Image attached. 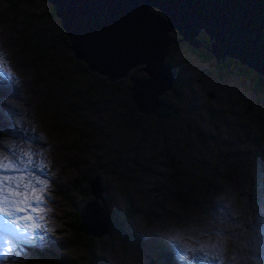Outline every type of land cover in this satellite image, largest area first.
I'll return each mask as SVG.
<instances>
[{"label": "rangeland", "instance_id": "1", "mask_svg": "<svg viewBox=\"0 0 264 264\" xmlns=\"http://www.w3.org/2000/svg\"><path fill=\"white\" fill-rule=\"evenodd\" d=\"M68 43L49 0H0V53L4 54V60L15 64L19 79L17 95L13 94L10 100L5 87L13 84V79L5 77L3 82L0 81V102L5 100L4 103L16 107L0 106V143L12 140L13 129L9 122L11 116L20 111V121L27 128L26 135L15 139L20 145L28 144L34 137L42 139L49 145L50 157L44 168L33 164L32 168L23 170L22 159L16 162L14 158V164L9 162L5 151L11 147H0V164H9L8 170L20 173L33 194L39 191L45 194L35 207L36 217L31 216L32 219L27 221L24 218L30 226L39 224L38 228L20 234L28 239L22 240L0 228V264H85L87 258L83 255L91 248L96 250L95 264H137L144 259L145 251L153 252L149 243L154 239H174L176 246L177 237L184 241L186 236L192 239L189 234L195 235L198 226L217 220L210 215L204 217L206 212L203 210L216 198L233 203L228 216L230 223H219L221 227H233L228 252L220 264H225L234 255L237 237H240L239 249L251 238L258 240L257 236H262L259 232L264 229V211L260 208L257 190L264 189V87L257 90L252 86L253 82L235 68L219 67L213 62V56H201L184 47L174 55L181 86L178 85V92L173 94L180 95V99L169 98L172 92L164 91V99H172L178 107L175 119L169 117L171 113L159 116L147 112L165 120L168 133H159L142 118L138 122L131 119L124 122L130 111L125 103H133L127 88L128 76L114 79L111 85L106 74L90 69L83 60L76 58ZM228 58L240 63L234 57ZM133 69L132 73H143L139 66ZM190 72L196 76L186 81ZM208 93L212 94L206 96ZM185 118L195 125L194 134L186 132ZM145 120L151 123L152 118ZM173 121L174 126L169 128ZM176 132L178 139L174 143ZM140 135L143 139L138 144ZM165 135L170 145L172 142L179 147L169 150L172 164L164 156ZM180 140H187L189 152L182 150ZM93 160L102 167H93ZM200 161H211L218 166L222 162L225 170L217 172L222 177L214 178L219 189L211 192L213 194L207 196L205 202H199L200 195H196V203L186 205L188 199L178 200L172 194L167 177L174 190L179 187V180L167 172L171 165L179 167L177 176L185 180L197 170L202 174L212 173L197 166ZM2 168H6L5 165ZM6 171L0 172V178L13 177L14 174ZM79 173L89 177L98 174L106 183L103 196L115 203L119 216L130 218L127 223L131 228L125 235L114 233L112 225L100 236L71 235L68 224L73 217L71 200L78 204L93 198L86 180L82 183L85 195H76L71 190ZM41 181L46 185L43 190ZM242 189L245 190L243 194ZM63 190H66V198L59 195ZM69 193L73 195L69 196ZM238 194L242 202L236 201ZM22 195L18 202L22 201ZM161 198L166 199L162 201ZM122 204L130 207L124 215L120 210ZM19 208L23 207L20 205ZM148 208L152 209V221L143 222L141 213ZM43 216L45 219L40 223ZM115 219L121 222V219ZM215 224L218 223H212ZM219 237L223 239L222 235ZM219 237L210 241L215 248L221 244ZM142 243L148 247L141 246ZM203 254L215 257L217 251ZM61 256L68 257L66 263L59 262ZM196 256L195 264H216L215 258ZM175 258L178 263L184 262L186 254L178 249Z\"/></svg>", "mask_w": 264, "mask_h": 264}, {"label": "water", "instance_id": "2", "mask_svg": "<svg viewBox=\"0 0 264 264\" xmlns=\"http://www.w3.org/2000/svg\"><path fill=\"white\" fill-rule=\"evenodd\" d=\"M49 1L70 40L69 48L90 69L115 78L141 64L147 75L130 74L128 87L140 111L167 115L159 94L170 89L175 78L163 62L173 29L180 40L209 50L216 61L234 57L264 75V0ZM88 185L93 198L80 207L79 228L99 236L110 227L104 185L98 174ZM146 264L156 263L150 259Z\"/></svg>", "mask_w": 264, "mask_h": 264}, {"label": "trees", "instance_id": "3", "mask_svg": "<svg viewBox=\"0 0 264 264\" xmlns=\"http://www.w3.org/2000/svg\"><path fill=\"white\" fill-rule=\"evenodd\" d=\"M52 11L54 12V7L53 6H52ZM200 36L202 37V35H200ZM67 41L70 42L68 37H67ZM168 58H169V55L167 54L165 56L164 60H163L164 64H166L171 70L175 71L176 68L174 67L173 63H170L168 61ZM139 67L141 69V66H139ZM130 70L133 71L134 69H130ZM135 74H137L138 76L141 75V74L147 75V73H145V71H143V73L141 72V73H135ZM143 75H141V76H143ZM124 77H126V76H124ZM119 78H121V77H119ZM128 78H129V84H128L127 88L131 84V79H130V77H128ZM107 80L110 82L111 85L114 84L113 82H111V81H114V79L110 80V79L107 78ZM172 87L174 88L173 85H172ZM128 90L130 92L129 88H128ZM169 91H167V92H169ZM176 91H178V89H176ZM164 93L165 92H162L161 94H159V98L162 99L163 102L167 104V106L169 108L168 115L171 113L169 115V117L170 118L173 117L175 119L178 107L175 106V102L172 99H169V100L168 99H164ZM169 98H174L175 100H179L180 99V95H177V94L175 95L173 93L172 94L170 93ZM125 99L126 98L124 97L123 100H125ZM130 99L132 100L131 96H130ZM132 102H133V100H132ZM125 104H127V106L129 107V110H130L128 112L127 116L124 119L125 123L127 122L128 119H131L134 122H138L142 118V120L144 122H146L148 125H150V127L157 128L159 130V133L160 132H162V133H166L167 132V129L164 127L165 126V120L157 118V116L154 115V114L150 115V113L138 110L136 105L134 104V102L129 104L128 101H127V103H125ZM171 109H174L173 112H172ZM147 117L152 118L151 123H149L148 121L145 120V118H147ZM165 118H166V116H165ZM174 123H175V121L172 122V124L169 126V128H172L174 126ZM184 128H185V130H186V132L188 134H194L195 133V125L188 118L184 119ZM177 132L175 134L174 143L176 142V139H178L177 138ZM142 139H143V135H140V138L137 140V143L140 144L142 142ZM164 139H165L164 145H163L164 156L167 157L168 159H170V162L172 164L173 163V158L171 157L169 150L171 149V150L174 151L175 149H177L175 147L177 145L173 144L172 142H171V145H170L168 143L169 139L167 140V135L164 136ZM180 141L183 143L182 150L183 149L187 150V147H186L187 143H185L187 140H184V141L180 140ZM178 149H179V147H178ZM187 152H189V151L187 150ZM182 155H185V154H182ZM221 163H219V166H220L219 167L218 164L213 165L211 161H207V162L200 161L199 165H197V166H201L204 169H209V170H211L212 173L207 175V174H202V172L198 173V170H197L195 172V174L194 173L192 174L191 178H188L189 180H185L181 176H177L180 168L176 167L174 165H171L170 166V170H168L167 173L172 178H177L179 180V187L174 190V188L171 187V183H170L169 178L167 177L168 186H169V188L171 190H173L172 194L174 196L176 195V198L178 200H182L183 198L188 199L189 201L186 202V205L187 204H191V203L195 204L196 203V199H198L196 197V195H200V197L198 199L199 202H202V200L205 202L206 197L209 196L210 194H213L211 192L217 191L219 189V185L214 184V178L216 176L222 177L221 174L219 175L217 173V172H219V169L221 170V173L225 170V168H223L221 166ZM92 165H93V167H97L98 166L97 168H101L102 167V165H99V163L94 162V160H93V164ZM193 166H195V165H193ZM98 170H101V169H98ZM95 175H93V176H95ZM93 176L89 177V176L83 175L82 173H79L77 175V177H76L77 179L76 180L74 179V181H73V185H72L71 190H74V193L76 195H80V196L81 195L83 196V194L85 195V192L83 191L84 187L82 186V183H83V181L86 180L87 188L89 190L88 182H89L90 178L93 177ZM185 176H187V173H185ZM183 179H184V181H183ZM100 181H101V183L104 186L106 185V183H103L104 181H102V180H100ZM81 190H82V192H81ZM257 190L259 191V195H260V197L258 196L259 205H260L261 209L264 211V189L261 191L260 189L257 188ZM244 192H245V190L242 189V194ZM60 194H61V196L63 198L67 197L66 190L65 191L64 190L61 191L59 193V195ZM70 195H73V194L69 193V196ZM220 198H223V197H220ZM165 199L166 198H161L162 201H164ZM239 199L241 201L240 194L236 195V201H239ZM86 201H88V200H83V201H81L80 203L77 204L75 201L71 200V203L73 204V206H72L73 217L70 220V222H68L69 228L72 231L71 235L76 233V234L88 237L87 234H91V233H88V232H83L79 228V224H80V221H81L80 220V215H79L80 207ZM106 202H107L108 209H109L110 225H112L114 227V229L112 231H114V233H116V234H118L120 236L125 235L127 233V231L129 230V228H131V226L127 223V219H130V218H128L127 215H124V212L127 213V211L130 210V207L128 205L122 204L120 210H121V213L124 216H119L117 214L119 208H117V206L114 205L115 203H111L108 200ZM231 204H233V203L232 202L228 203L225 200L220 201L219 199L216 198L214 203L207 204L205 209H203L206 212L204 217H206V216L208 217L210 215L212 219L221 220V219L227 217L230 214ZM27 209L31 210V208H27ZM151 210H152L151 208H148L147 210H143V212L141 213L143 215V217H142L143 222H145V221L151 222L152 221V215L150 214ZM115 217H117V219H121V222L117 221L115 219ZM148 217H151V218L148 219ZM144 219H147V220H144ZM201 221H203V217H202ZM206 223L207 222H205L202 226L204 227L206 225ZM147 225H150V223L147 224ZM202 226L201 227L198 226V229H196V234L195 235L194 234H189V237L192 238V239L200 238V236L202 234V230H203ZM192 239H189V240H192ZM236 239H237V241H236V248H235L234 254L236 256H238L240 258V260H241L242 259V250H244L245 246L243 247V245H242V247L239 249L237 246H239L240 241L238 239H240V237H237ZM143 242H145V241H143ZM260 244H261V246L264 247V241L263 240H260ZM144 247H148V245H145ZM152 248H153V251L155 252V254L161 260H163L166 264H175L174 261L172 260V257H171V248L164 240H162L161 238L154 239L153 242H152ZM146 252L148 253L149 251L147 250ZM83 256L87 258L85 264H87L88 261H89V264H95V259H96V250L95 249L91 248V250L87 252V255H83ZM67 259H68L67 256H61L59 258V262L60 263H66ZM226 264H229V263L226 262Z\"/></svg>", "mask_w": 264, "mask_h": 264}, {"label": "bare ground", "instance_id": "4", "mask_svg": "<svg viewBox=\"0 0 264 264\" xmlns=\"http://www.w3.org/2000/svg\"><path fill=\"white\" fill-rule=\"evenodd\" d=\"M2 48V47H1ZM4 48L1 50L3 51ZM76 57V56H75ZM77 58V57H76ZM78 59H81V58H78ZM83 60V59H81ZM86 63V62H85ZM138 66H141V64H138ZM95 70V69H93ZM37 71V70H36ZM99 72V71H98ZM101 74H105L103 72H100ZM16 71H15V64L14 63H10L8 60H4V65L3 66H0V81H4L2 80L3 78L5 77H9V78H12L13 79V84H10L9 86H6L5 89L6 91L8 90V92L6 93L9 97V100H10V97L14 94V95H17L16 94V91L19 89V79L16 77ZM145 75V74H144ZM124 76H128L129 75H121V76H117L115 78H108L110 80H113V79H117L119 77H124ZM9 80V79H8ZM7 82V81H6ZM9 82V81H8ZM18 93V92H17ZM212 93H208V95H211ZM1 95V94H0ZM24 95V94H23ZM3 97V96H2ZM6 97V96H5ZM4 97V98H5ZM6 97V98H7ZM5 98V99H6ZM22 98V97H21ZM8 99V98H7ZM20 99V98H19ZM25 100V99H24ZM5 101V100H4ZM4 101H1L0 102V106L1 105H8V106H12L14 109H16V107L14 105H11V104H7V103H4ZM8 102V101H7ZM17 102V101H16ZM22 103V101H21ZM23 104V103H22ZM2 107V106H1ZM11 108V107H9ZM22 108V107H21ZM26 108V107H25ZM27 110V109H26ZM25 110V111H26ZM10 111V110H9ZM2 112V111H1ZM4 113V112H3ZM27 114V113H26ZM11 115V114H10ZM157 115V114H156ZM160 116V115H159ZM11 121L9 123H11V126H12V132H11V135H12V140L11 141H8L7 143H4V142H1L0 143V147H3L4 145H9L11 147V150L8 149L9 151L5 153L7 154V158L9 159V162H11L12 164H14V158L17 159L16 162H18L19 160L22 159L24 165L22 167V169L24 170L25 168H32L33 167V164H37V165H40L42 166L43 165H48L47 164V161L48 159L50 158L49 157V145L47 142H44L42 139H38L36 137H34V139H32L31 137V140L28 142V144H23V145H20L18 142H17V138L15 139V137H21L23 134H25L24 132L26 131V127L24 126V122L21 120L20 121V111H16V113L11 116ZM22 117V116H21ZM9 118V117H8ZM22 119V118H21ZM35 120V119H34ZM38 120V119H37ZM1 121V120H0ZM5 122V121H4ZM8 122V121H7ZM37 122V121H36ZM8 123V124H9ZM38 123V122H37ZM31 125V124H30ZM39 125V124H38ZM43 125V124H42ZM8 127V126H7ZM19 129L20 131H17L16 130ZM37 128V127H36ZM33 129V128H32ZM11 130V129H10ZM29 130V129H28ZM35 130V129H34ZM30 131V130H29ZM17 134V135H16ZM37 134L38 135H42V133L38 132L37 131ZM26 135V134H25ZM19 140V139H18ZM4 148V147H3ZM34 148V149H33ZM1 149V148H0ZM53 149V148H52ZM51 153V152H50ZM26 156V158H24ZM0 160H1V157H0ZM33 161V163H32ZM60 161V160H59ZM50 163V162H49ZM61 164V163H60ZM4 165H7L6 163H2L0 164V172H8L9 174L13 175L14 172L13 170H8L10 167L8 166L7 169L6 168H2V166ZM17 166V165H16ZM19 166V165H18ZM35 166V165H34ZM44 166V167H46ZM43 167V166H42ZM43 167V168H44ZM14 168V167H13ZM21 168V167H20ZM15 169V168H14ZM18 169V168H17ZM16 171V170H15ZM34 172V171H33ZM1 174H4V173H1ZM22 174V173H21ZM15 175V176H14ZM13 175V177H20V179L18 180H9V181H3V178H0V187H9V188H14L17 192H23V193H20V194H23L21 199L23 201V203L21 202H18V198L20 195L18 196H14V197H10V200L12 201L13 203V209H15L17 212L13 211L12 210V213L13 215L12 216H9L5 213H0V228L1 229H5L7 232H9L10 234L13 235V233H15L17 236H20L19 238H21L23 240V237L20 235V234H23L26 230L24 229H18L16 227V225H14L11 221L13 219H16L17 220V224L19 225H25L27 224L25 221H24V218L28 217L29 215L32 216L33 218L36 217V212L35 210V207L40 203L37 202L36 200V196H40L41 198H43L45 196L44 192H38L36 194H33L31 192V190L27 187L25 188L24 185H26V179H24L20 173H17L15 172V174ZM11 178V176H9ZM30 177V175H29ZM17 184H19L20 186L17 187ZM14 185H16V187H14ZM32 186V185H31ZM30 187V186H29ZM33 191V190H32ZM16 197V201H13V198ZM41 201V200H40ZM49 201V200H48ZM42 202V201H41ZM29 203H32L31 205H29ZM22 206L24 211L23 212H20L18 211V208L19 206ZM45 205H47L45 203ZM58 206V205H57ZM48 206H46L47 208ZM27 208H31V211L32 212H28L27 211ZM45 208V207H44ZM57 208V207H56ZM49 211V210H48ZM53 213V212H52ZM39 215V214H38ZM37 219V218H36ZM42 219H45V216L41 217L40 218V223L42 222ZM27 221V219H25ZM34 220V219H33ZM29 222V221H28ZM39 222V221H38ZM36 224V223H35ZM34 224V225H35ZM29 225V224H27ZM58 230V229H57ZM37 231V230H36ZM55 231V230H54ZM27 234V233H26ZM61 234V233H60ZM100 236V235H99ZM40 238V237H39ZM15 239V238H14ZM20 240V239H19ZM29 242V241H28ZM7 248V247H6ZM34 263V262H33Z\"/></svg>", "mask_w": 264, "mask_h": 264}, {"label": "clouds", "instance_id": "5", "mask_svg": "<svg viewBox=\"0 0 264 264\" xmlns=\"http://www.w3.org/2000/svg\"><path fill=\"white\" fill-rule=\"evenodd\" d=\"M51 5L53 6L52 3H51ZM155 11H157V10H155ZM58 19H59L60 27L62 28V31H64V29H63V27L61 26V23H60V18L58 17ZM64 34L66 35V37H68L65 32H64ZM202 34L204 35V38H206V35L204 33H202ZM69 43L67 45L68 48H69ZM169 45L170 44H168V47H169ZM71 51H72V49H71ZM72 53H73V51H72ZM73 55H74V53H73ZM3 65H4V54L0 53V66H3ZM174 73L176 74L175 71H174ZM130 74L137 75L135 73H132L131 70L129 69L126 75H130ZM141 75H143V74H141ZM141 75H139V76H141ZM174 80H175V78H174ZM173 82H172V85H173ZM166 90H164V91H166ZM167 115H168V106H167ZM5 166H7V165H5ZM42 166L44 167L46 165L42 164ZM10 179L11 180H18V179H20V177H11V178L8 177V176H4L3 177V181H9ZM41 184L46 187V185L44 184L43 181H41ZM19 186L20 185L17 184V187H19ZM42 190H43V188H42ZM33 191H35V189H33ZM16 195H17V192H16V190L14 188L0 187V198H2V199H0V213H5V214H7L9 216H12L11 214H12L13 203L10 200V197H14ZM228 216L223 218V219H221V220H209V221H207L206 225L204 227L202 226V229H203L202 230V234H201L200 238H198V239L189 240V238H187V236H186V239H185L186 241H184V240H180L177 237L176 240L178 242H176V246H175L174 245V241H175L174 239L173 240L170 239L169 241H166V240L161 238L162 240H164L170 246V248H171V257H172V260L174 261V263L175 264H185V263L192 262V264H195V261L197 259V256H196L197 254L206 255V256L210 257L208 254H203V253L211 252V251H217V256L210 257V258H215L216 259V264H220L222 259L224 258V256L228 252L229 241H230V238H231V235H232V232H233V227L232 228L221 227L219 225V223H223V222L230 223L229 220H228ZM11 222L12 223H17V220L13 219ZM212 223H218V224L212 225ZM256 223L257 222H255V224ZM26 226L30 227V225H26ZM259 233H262V236H257L259 238L258 240L255 239V238H251L244 245L245 248H244V250H242V259L240 260V262L237 261L240 258L234 254L231 257V259L228 261V263L229 264H264V247L261 246V244H260V240L264 241V229L261 232H259ZM220 235H222L223 239H221L219 237ZM214 237H219L221 239V244H220V246L218 248H215L210 242L211 239L214 238ZM183 244H184V246H183ZM141 246L144 247L145 244L142 243ZM150 246H152V243L150 244ZM178 249L182 250L186 254V260L184 262L178 263L176 261L175 252L178 251ZM185 249L187 251H185ZM145 252H144V259L140 263H137V264H143L146 258H148L146 263L150 259H153L156 264H159V262L162 263V264H166L163 260H161L155 254L154 251L153 252H148L147 256H145ZM146 263H144V264H146Z\"/></svg>", "mask_w": 264, "mask_h": 264}, {"label": "flooded vegetation", "instance_id": "6", "mask_svg": "<svg viewBox=\"0 0 264 264\" xmlns=\"http://www.w3.org/2000/svg\"><path fill=\"white\" fill-rule=\"evenodd\" d=\"M154 9L157 10L156 7ZM202 33L203 32L201 31L200 35H202L203 38L200 35H199V37L205 42V38H204V35ZM174 34H177V36H174ZM171 36H172V39H171V42L169 43L170 45H169V52H168V55H169L168 61L170 63H173L175 68H176V60L174 58V55H175L176 51H178L184 47H186L190 50H193L194 52H197L201 56H208V58H210L211 56L214 57V55L211 54L210 51L205 49L203 46H199L198 48H195L192 45H189L186 41L180 40V34L177 32L176 29H173V31L171 32ZM175 39H177V40H175ZM213 62L219 67L226 65V66H229V68H235L238 72L247 76L251 80V82L254 83V84L251 83L252 86H255V89H257V90L262 89L264 87V75H260L256 70H254L251 67H248L245 64H241V63L237 64L236 61H229L228 57H225L223 60H220V61H216V58L214 57ZM239 66H240V71L238 70ZM175 71H176V74H175V80L173 83L174 88L172 87L169 89L172 93H177L178 92V91H176L177 86L178 85L181 86L180 73H179L177 68ZM195 76L196 75L194 73L190 72L187 76L186 81H191L192 79H194ZM147 255H148V253L145 252V256H147ZM159 264H162V263L159 262Z\"/></svg>", "mask_w": 264, "mask_h": 264}, {"label": "snow or ice", "instance_id": "7", "mask_svg": "<svg viewBox=\"0 0 264 264\" xmlns=\"http://www.w3.org/2000/svg\"><path fill=\"white\" fill-rule=\"evenodd\" d=\"M6 168L8 167V166H5ZM24 187L25 188H27L28 186L26 185H24ZM41 187L43 188V185L41 184ZM34 189V188H33ZM17 192V191H16ZM34 192V191H33ZM18 195H20V193L19 192H17V195L16 196H18ZM36 198V200H37V202L39 203L40 202V200H41V198H40V196H36L35 197ZM21 203H23V201H21ZM33 210H35V209H33ZM19 211L20 212H23L24 211V209L23 208H19ZM11 215H13V213L11 214ZM25 219H27V220H31L32 219V217L31 216H28V217H26ZM14 225H16V227L18 228V229H24V230H27V231H31L32 230V228L34 227V228H38L39 227V224H36V225H32V226H26L27 224H25V225H19V224H17V223H13ZM13 235H16L15 233H13ZM24 239H28V237H23Z\"/></svg>", "mask_w": 264, "mask_h": 264}]
</instances>
